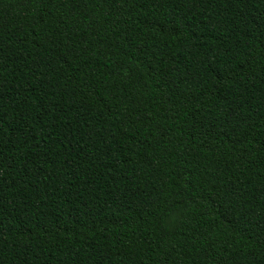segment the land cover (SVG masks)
Returning <instances> with one entry per match:
<instances>
[{"label": "trees", "instance_id": "16d2710c", "mask_svg": "<svg viewBox=\"0 0 264 264\" xmlns=\"http://www.w3.org/2000/svg\"><path fill=\"white\" fill-rule=\"evenodd\" d=\"M0 264H264V0H0Z\"/></svg>", "mask_w": 264, "mask_h": 264}]
</instances>
